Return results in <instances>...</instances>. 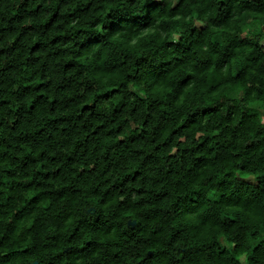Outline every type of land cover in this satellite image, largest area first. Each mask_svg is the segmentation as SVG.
<instances>
[{
    "label": "clouds",
    "instance_id": "obj_1",
    "mask_svg": "<svg viewBox=\"0 0 264 264\" xmlns=\"http://www.w3.org/2000/svg\"><path fill=\"white\" fill-rule=\"evenodd\" d=\"M0 264H264V0H0Z\"/></svg>",
    "mask_w": 264,
    "mask_h": 264
}]
</instances>
